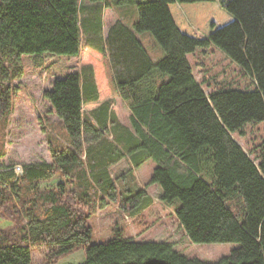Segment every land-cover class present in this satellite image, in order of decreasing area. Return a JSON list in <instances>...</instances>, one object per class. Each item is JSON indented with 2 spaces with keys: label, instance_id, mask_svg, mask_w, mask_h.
<instances>
[{
  "label": "trees",
  "instance_id": "16d2710c",
  "mask_svg": "<svg viewBox=\"0 0 264 264\" xmlns=\"http://www.w3.org/2000/svg\"><path fill=\"white\" fill-rule=\"evenodd\" d=\"M129 1L136 18L121 6L103 34L110 0H0V158L23 55L83 49L84 61L43 92L51 161L24 162L21 174L0 164V264H33L34 247L47 249L44 264L81 249V264H264V149L246 151L234 136L264 122V0ZM147 31L162 48L157 58L138 35ZM212 45L253 88L223 84L206 93L189 56ZM103 57L112 94L101 97L110 90ZM117 97L129 123L112 108ZM124 157L132 167L115 178L110 169ZM149 159V183L161 187L190 239L238 248L211 262L169 241L127 237L121 215L152 203L132 169ZM111 203L121 210L114 235L93 242L90 218Z\"/></svg>",
  "mask_w": 264,
  "mask_h": 264
},
{
  "label": "rangeland",
  "instance_id": "374dc122",
  "mask_svg": "<svg viewBox=\"0 0 264 264\" xmlns=\"http://www.w3.org/2000/svg\"><path fill=\"white\" fill-rule=\"evenodd\" d=\"M110 4L112 7L105 11L106 24L117 19V14L119 15L122 11V7L130 9L131 19H135L138 15L136 3L133 1L110 0ZM138 35L156 58L160 56L162 48L151 32L138 33ZM189 57L193 62L196 78L203 84L206 93L214 86L223 84L242 88L254 87L249 79L250 76L242 74L238 65L214 45L199 49ZM78 61H80L78 56L53 53L23 55L21 64H23L25 74L17 81L21 84L22 89L19 97L15 99V108L10 116L9 124H7L6 156L0 158V164L22 165L24 162L50 159L49 145L42 129L46 115L49 113L50 104L44 98L43 92L48 87L51 88L56 75L68 73L67 71L72 69V66L79 65ZM115 103L112 108L116 110L118 117L121 121L129 123L130 110L128 106L123 101H115ZM51 119L56 121L58 117L51 114ZM244 128V134H234L236 140L246 151L255 145L258 146V151L263 150L264 122L248 124ZM251 156L255 157V154L251 153ZM155 165L156 163L149 159L141 166L132 168L135 181L146 189L148 195L152 197V203L139 214L121 215L122 222L126 225L127 237H132L139 242L169 241L179 252L211 262L229 255L232 249L238 248L240 245L238 242L198 243L190 239L175 216L174 207L164 204L160 199L161 187L149 183ZM131 167V160L124 157L110 170L116 178L124 172L127 173L128 168ZM120 214L121 210L118 204L111 203L98 210L90 218V223L94 227L93 242L105 241L113 237L114 222L120 217ZM1 222L0 225L6 224ZM46 252L47 249L44 247H34L33 264H44ZM85 255V249H81L65 256L56 264H81L85 261Z\"/></svg>",
  "mask_w": 264,
  "mask_h": 264
},
{
  "label": "crops",
  "instance_id": "0c3cea01",
  "mask_svg": "<svg viewBox=\"0 0 264 264\" xmlns=\"http://www.w3.org/2000/svg\"><path fill=\"white\" fill-rule=\"evenodd\" d=\"M82 1V4L83 5H88V4H91V0H81ZM109 7H107V6H105L104 7V9H103V34H105L106 33V30H107V28H108V26H109V24L107 23L106 24V20H105V11L108 9ZM119 15L117 14V17H118ZM83 52V49L81 50V53L78 55V59L80 60V61H78L79 62V65H77V66H72V69H70L69 71H72V70H75V69H80L81 68V66H83L84 65V61H83V57H82V53ZM102 61L104 62V64L106 63V58L105 57H103V59H102ZM69 71H67V72H69ZM107 72V70H106V64H105V77H106V79H107V86L109 87V89L110 90H107V92L106 93H104L103 91H100V95H101V97L102 96H106V94H110V93H112V87H111V85L109 84L110 83V80H109V77H108V74L106 73ZM66 74H60V75H56V77H55V79L56 78H59V77H63V76H65ZM54 79V80H55ZM53 80V81H54ZM117 101H123L126 105H127V103L125 102V100L124 99H122L121 97H117V99H116V102ZM116 104V103H115ZM115 106V105H114ZM128 106V105H127ZM116 107V106H115ZM115 112H116V110H115ZM116 114H117V112H116ZM118 115V114H117ZM50 159H51V157H50ZM50 159H47L48 161H51Z\"/></svg>",
  "mask_w": 264,
  "mask_h": 264
},
{
  "label": "built area",
  "instance_id": "2783aa9c",
  "mask_svg": "<svg viewBox=\"0 0 264 264\" xmlns=\"http://www.w3.org/2000/svg\"><path fill=\"white\" fill-rule=\"evenodd\" d=\"M15 173L16 174H21L23 172V168L21 165H15Z\"/></svg>",
  "mask_w": 264,
  "mask_h": 264
}]
</instances>
